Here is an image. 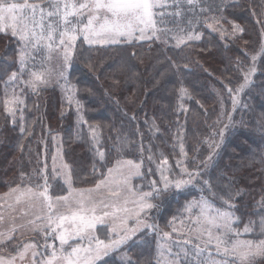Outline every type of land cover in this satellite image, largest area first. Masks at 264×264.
I'll return each instance as SVG.
<instances>
[{
  "label": "trees",
  "instance_id": "16d2710c",
  "mask_svg": "<svg viewBox=\"0 0 264 264\" xmlns=\"http://www.w3.org/2000/svg\"><path fill=\"white\" fill-rule=\"evenodd\" d=\"M214 2L203 0L205 4ZM229 2L232 6L225 15L244 29L238 34L241 38H221L203 28L204 39L194 42L192 47L172 48L173 42L169 40L172 44L165 49L167 55L181 64L187 63V69H182L179 75L160 59L163 53L158 51L159 41L150 48L140 47L138 43L131 49L138 53L136 58L130 57L127 48L99 52L89 51L87 46L80 48L69 71V86L79 90L75 97L82 105L80 113L91 128L77 122V105L65 101L66 94L60 86H50L38 94L23 90L26 107L22 116H16V124L6 119V113L0 112V194H7L19 186L21 173H34L45 159L51 171V158L61 143L64 160L73 170V186L79 189L92 188L93 182H98V177L105 176L108 168L119 160H135L142 164L143 176L139 182L142 191H150L153 181L162 187V172L175 180L188 178L184 169L188 172L199 169L194 183L192 180L179 194L173 195L170 191L163 198L161 210L155 211V215L153 212L152 217V224L160 231L148 230L146 236L143 232L137 235L136 242L130 243L127 249L133 259L147 258L152 264H159L160 233L171 231L173 224L187 215L184 206L189 201L206 199L223 209L225 206L217 197L227 188L233 191L238 188L243 193L235 200L241 237L254 239L259 236L260 222L264 220L260 208L264 200V138L261 132L264 65L257 61L252 85L237 95L235 110L226 89L232 88L235 92L238 82H242V73L236 70L237 63L247 66L253 52L264 46V28L257 23L264 0ZM189 7L183 3V14L170 17L167 27L173 32L180 26L187 27V20L199 13V8L193 12ZM167 18L165 16V20ZM224 27L229 28V25ZM18 51L17 40L0 33V100L4 98L10 72L19 68ZM39 56L37 53L36 57ZM85 60L91 61L95 66L93 70ZM57 62L55 58L57 70L54 68L53 73L59 69ZM120 63L127 64L128 70L110 67ZM162 69L165 71L161 75ZM115 79L119 80L118 84L114 83ZM180 86L188 89L190 98H179ZM16 91L21 93L19 85ZM21 126L30 134H22ZM93 129L97 132L95 140ZM220 131L224 133L223 143L205 168L203 161L211 151L209 144L218 142ZM94 148L105 153V161L100 160ZM164 159L168 161L166 165ZM93 165L97 169L95 173ZM205 182L217 197L209 192ZM65 189L59 178L51 188L59 194H66ZM250 220L253 230L244 233L243 226ZM99 264H123L122 253L113 251Z\"/></svg>",
  "mask_w": 264,
  "mask_h": 264
},
{
  "label": "snow or ice",
  "instance_id": "6c2138e0",
  "mask_svg": "<svg viewBox=\"0 0 264 264\" xmlns=\"http://www.w3.org/2000/svg\"><path fill=\"white\" fill-rule=\"evenodd\" d=\"M183 3L190 6L189 11L194 12L199 8V13L187 20V27L180 26L173 32L166 26L164 10L171 7L169 15L181 16ZM231 6L229 0H215L209 4L203 3V0H172L171 5L167 0H0V33L15 38L19 46V68L10 72L9 79L5 82L0 112L6 113V119L16 124V116H22L26 107L23 90L38 94L52 85L60 86L68 93V104L71 105L79 90L75 86L68 87L67 73L79 49L84 46L89 51L97 52L127 48L130 57L136 58L138 53L131 49L138 43L140 47L147 45L150 48L159 41L158 51L163 53L160 59L167 62L168 69L179 75L182 69H187V63L181 64L167 55L165 49L169 40L174 41L172 48L183 46V50L192 47L194 42L204 39L203 28L217 33L221 38L240 39L238 34H242L244 29L229 21L225 15ZM260 7L261 19L257 23L264 28V4ZM253 14L256 15L255 12ZM225 24L229 25L230 30L224 27ZM45 50L49 53L48 59H52L51 54L55 53L60 65L55 73L43 64L36 63V54ZM258 60L264 65V46L253 52L247 66L237 63L236 70L242 73V82H238L235 92L232 88L226 89L232 99L233 110L236 108V96L252 85L251 77L257 72ZM85 64L90 70L95 67L90 60H85ZM110 67H117L119 71L128 70L124 63ZM164 71L161 70V75ZM25 76L27 79H24ZM114 83L118 84L119 80L115 79ZM17 85L22 89L19 94L16 91ZM85 91L91 90L85 88ZM178 92L181 100L190 98L187 88L180 86ZM75 103L77 122L89 125V121L80 113V101L75 100ZM20 131L24 135L30 134L22 126ZM261 132L264 138V123L261 124ZM92 135L95 140V129L92 130ZM217 137L218 142L209 144L211 151L207 160L203 161L205 168L213 161L216 150L223 143V131L218 132ZM93 151L101 161H105L104 152L98 148ZM51 159V171L45 159L34 173H21L19 186L13 187L8 194V199L12 201L8 204V219L11 222L5 225L4 230H0V264H99L103 257L113 251L122 253L123 264H152L151 259H133L127 251L130 243L136 242L138 232H143L145 236L148 230L158 233V226L148 223V214L153 209L160 211L163 198L170 191L173 195L179 194L200 174L198 168L194 172L184 169L188 178L173 180L162 172V187H158L157 182L153 181L150 191L137 192L129 185L133 176L140 175V163L134 160L117 161L116 167L108 168L107 176L101 174L98 182H93L92 188L79 189L73 186L72 167L63 159L59 147ZM167 163L164 159L163 164ZM92 171H97L95 165ZM114 171L117 173L115 180L112 178ZM57 178L62 179L67 194L51 190ZM207 186L209 192L217 197L211 186ZM241 195L243 193L240 189L233 191L227 188L217 197L224 204L223 209L215 207L213 202L206 199L189 201L184 206L186 212L195 216L194 228L189 229L190 234L184 241L192 243L195 264H199L195 258L208 247H212L220 257L219 260L213 259L211 264H264V220L260 222L259 236L254 239H239L240 218L235 215V200ZM129 196L133 197L131 201ZM129 202L135 207H127ZM21 204L33 210L39 208L35 219H29L27 223L35 236L41 237L40 241L33 239L19 244L16 220L20 210L16 206ZM260 208L264 212V200L261 201ZM20 214L28 216L26 210ZM132 218L134 223L129 226L128 221ZM5 219L4 213L0 212V223ZM252 224L250 220L243 226V232L252 231ZM19 227L23 228L24 225ZM101 231H111L115 235L111 239L106 236L101 238L98 234ZM169 235L168 232H163V237ZM57 239L59 247L55 243ZM13 244H18V247L12 249L15 254L3 255ZM41 248L44 249L43 252L40 251Z\"/></svg>",
  "mask_w": 264,
  "mask_h": 264
},
{
  "label": "rangeland",
  "instance_id": "374dc122",
  "mask_svg": "<svg viewBox=\"0 0 264 264\" xmlns=\"http://www.w3.org/2000/svg\"><path fill=\"white\" fill-rule=\"evenodd\" d=\"M167 3L169 5H171L172 1L169 2V0H167ZM164 11L166 13V16H168L166 22H170L169 18L173 17V16L169 15V13H171L172 10L170 9V7H168ZM167 24L168 23H166V26H167ZM171 42L174 43V41H172V40H171ZM171 42L169 41V44H172ZM53 54H55V53H53ZM53 54H51L52 59H48L49 53L46 50L43 53H40V56L36 57L37 65L43 64L45 67H47L51 71L54 68H56V70H57V66L54 67L55 58H53ZM59 68H60V66H59ZM67 75H68V80H69V72L67 73ZM24 79H26V78H24ZM69 84H70V82H69ZM69 88H70V86H69ZM64 92L66 94L65 101L68 102V93L66 91H64ZM75 100H77V98L74 96L72 104H76ZM58 147H59L60 153L62 154L63 159H64V155L62 153L63 147H62L61 143H59ZM58 147H57V149H58ZM119 161L123 162V161H127V160H119ZM57 164L59 166V160L57 161ZM116 165H117V163L112 168H115ZM142 171H143V166L140 163V175L133 176L132 179L130 180L129 186L137 192L141 191V188H142V185L139 184L140 179L143 176ZM105 176H107V174ZM116 177H117V173L114 171L113 177H112L113 180H115ZM59 179H61V178H59ZM185 179H187V178H185ZM194 181L195 180L193 179L192 183H194ZM9 193L0 194V197L4 198V199H0V212H3L4 216L6 218L3 223H0V230H4L5 225L9 224L11 222L8 219V217H9L8 204L12 202L11 200L8 199ZM13 195H15V194H13ZM94 195H95V193H94ZM128 199H129V201H131L133 199V197L129 196ZM16 207H17V209L20 210L17 212V220H16V225L18 228L17 239H18L19 244L28 242V241L33 240V239L40 241L41 237L35 236V234L30 230L28 223H27V221L29 219H35L36 214L39 213V211H40L39 208H36L35 210H33L30 208H26L23 204L17 205ZM127 207H129L131 209V208H134L135 206H134V204L129 202ZM25 210L28 212L27 217L22 216L20 214L22 211H25ZM155 211L156 210L153 209L148 214V223H150V224H152L153 212H154V215L156 214ZM194 221H195V216H192L190 213L187 212V215L182 220H178L173 224V229H175V231H173V229L171 231H168V233L170 234L168 237H163V234L160 233V239H159V243L157 246L158 251L156 250L158 252L157 253L158 260L157 261L159 262V264H195V262H194V249L192 247L191 241H189L188 243H184L185 239H187L188 235L190 234L189 229L194 228ZM37 223H39V221H37ZM128 223H129V226H131L134 223V218L129 219ZM21 224L24 225L23 228L19 227ZM139 233L140 232H138L137 235ZM98 234L101 236V238H105V236H106L108 239H111L115 235L111 231H108L107 233L101 231ZM241 236L242 235L240 233L239 239H241V240L246 239V238L241 237ZM55 243H56L57 247H59V240L58 239L55 241ZM16 247H18V244H13L8 249V251L6 253H3V255H5V256H7L8 254L14 255L15 253L12 252V249L16 248ZM40 251L43 252L44 249L41 248ZM48 251L50 253L51 249H49ZM110 253H112V252H110ZM213 259L219 260L220 257L217 256L215 250L212 247L206 248L204 252H202L198 257L195 258L196 261H199V264H211V261Z\"/></svg>",
  "mask_w": 264,
  "mask_h": 264
}]
</instances>
